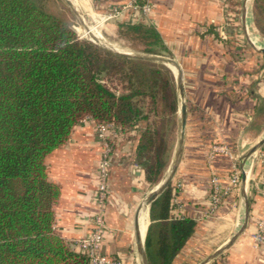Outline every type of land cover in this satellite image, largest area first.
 Wrapping results in <instances>:
<instances>
[{
    "label": "crops",
    "instance_id": "obj_1",
    "mask_svg": "<svg viewBox=\"0 0 264 264\" xmlns=\"http://www.w3.org/2000/svg\"><path fill=\"white\" fill-rule=\"evenodd\" d=\"M149 1V14L127 8L104 27L114 31L119 23L153 24L182 68L187 125L182 159L171 184V213L191 217L197 224L174 263L202 264L244 225L246 203L241 184L224 197L214 214H208V209L213 178L218 176L229 186L235 170L242 171L243 157L264 137V125L259 126L264 115V52L249 46L245 0ZM128 2L80 0L83 11L91 16ZM250 39L262 45L252 36ZM97 124L91 117L83 119L69 139L45 158L49 179L61 188L55 226L62 236L75 241L90 235L101 216L105 226L102 252L123 264H141L136 215L152 191L135 159L144 123L117 137L105 203L97 196V171L103 154ZM251 158L248 224L228 248L206 264H263L264 249L256 246L254 234L264 217L260 191L264 186V145ZM148 213L149 208L144 233Z\"/></svg>",
    "mask_w": 264,
    "mask_h": 264
},
{
    "label": "trees",
    "instance_id": "obj_2",
    "mask_svg": "<svg viewBox=\"0 0 264 264\" xmlns=\"http://www.w3.org/2000/svg\"><path fill=\"white\" fill-rule=\"evenodd\" d=\"M254 15L264 35V0ZM119 27L144 41L140 51L171 56L153 24ZM178 114L167 65L106 51L32 0H0V264H90L56 229L61 188L46 156L87 117L123 130L143 122L135 159L155 186L171 163ZM172 207L170 185L150 207L149 264H175L195 231L196 220Z\"/></svg>",
    "mask_w": 264,
    "mask_h": 264
},
{
    "label": "built area",
    "instance_id": "obj_3",
    "mask_svg": "<svg viewBox=\"0 0 264 264\" xmlns=\"http://www.w3.org/2000/svg\"><path fill=\"white\" fill-rule=\"evenodd\" d=\"M127 8L141 9L145 14H149L152 11V5L149 0H129L128 4L114 7L106 14H97L96 21L98 23H105L110 19L117 18L121 16ZM122 131L123 129L113 122L107 123L98 121L97 137L103 144V154L97 171L99 182L97 196L100 203H105L108 197L111 155L117 137ZM241 177L242 171L236 169L231 176V183L227 187L222 184L218 176L213 178L208 214H214L222 204L224 197L240 187ZM260 191L264 196V186L261 187ZM257 227L258 229L254 234L255 243L257 247L264 249V217L259 220ZM104 233L105 226L103 219L101 216H98L94 231L88 236L72 241V244L74 248L89 257L90 264H123L120 259L108 256L102 252L101 248Z\"/></svg>",
    "mask_w": 264,
    "mask_h": 264
},
{
    "label": "water",
    "instance_id": "obj_4",
    "mask_svg": "<svg viewBox=\"0 0 264 264\" xmlns=\"http://www.w3.org/2000/svg\"><path fill=\"white\" fill-rule=\"evenodd\" d=\"M69 8L77 15L79 18L81 24L84 26L85 29H89V26L87 22L84 19V16L80 9L76 6L74 1L72 0H63ZM247 17V10L245 6V12H244V20L246 22ZM89 39L99 45L101 48H103L106 51L113 52L116 54L124 55L131 58H136L140 60L145 61H152V62H159L167 65L169 68H171L177 78V84L178 89L181 97V105H180V133L178 137L177 147L175 151V156L172 160V163L168 169V172L166 176L163 178V180L147 195V197L144 199L142 204L140 205L137 215H136V237H137V245L141 257L142 264H149L147 252H146V246H145V238L142 236L141 229H140V220L139 215L140 211L143 207H150L155 200H157L165 191L166 189L172 184L174 177L178 171L183 149H184V140H185V134H186V125H187V105L185 100V93H184V85H183V78H182V68L180 64L171 57L163 56V55H156V54H148V53H130V52H124L120 51L114 47H111L107 44H104L100 42L94 35L90 36ZM249 43L251 46L256 49L257 51L261 52L258 47L255 46V44L252 42V40L248 37ZM262 53V52H261ZM264 145V137L260 139L243 157L242 159V181L241 186L244 191L245 196V203H246V215H245V221L244 225L241 227V229L238 231V233L229 241L227 245L217 250L215 253H213L206 261H204L202 264L208 263L211 259L215 258L218 254H220L224 249L228 248L230 244L237 238V236L244 231L248 224V218H249V200L247 197V174L244 170V163L251 158L254 154H256Z\"/></svg>",
    "mask_w": 264,
    "mask_h": 264
},
{
    "label": "rangeland",
    "instance_id": "obj_5",
    "mask_svg": "<svg viewBox=\"0 0 264 264\" xmlns=\"http://www.w3.org/2000/svg\"><path fill=\"white\" fill-rule=\"evenodd\" d=\"M32 1H34L37 5H39L41 8H43L47 12H49V13L59 17L63 21H65L82 38L89 39V37L87 35H85V33L83 32V28H81V27H83V25L81 24L79 18L63 0H32ZM72 1L75 2L76 6L82 12L84 19L87 22V24H90V26H92L96 30H98L97 32L104 38V40L108 44L113 45L114 47H116L120 51L130 52V53H144L140 50L145 48V43H144V41H142V39L138 38L134 33H132V32L127 33V32H124V30H120V27H119L120 23L118 24V27L114 31H111L110 28L104 27L105 23H98L96 21V15L93 16V14H92V16H91V15L85 13L83 11L81 4H80V0H72ZM245 5H246L247 14H248V16H247L248 21L245 22L246 30L248 31L247 32L248 37L250 38L251 36H256L260 42L264 43V35L260 32V30L258 29L256 22H255L254 10L256 8V0H245ZM93 17H95V18H93ZM247 17H246V19H247ZM247 23H248V26H247ZM248 43H249V40H248ZM249 46H251L250 43H249ZM163 56L173 58L172 56H168V55H163ZM174 74H175V72H174ZM175 78H176V74H175ZM176 86H177L178 99H179V114H178V129H177V131L172 132V134L170 135L171 142H172V144H171V154H172L171 163H172V160L175 156L178 137H179V133H180V122H181V118H180L181 97H180V93H179V89H178L177 78H176ZM164 116H165L164 112L162 111L159 119H162ZM263 125H264V115L260 119V123H259V126L262 127ZM144 126H145V123H144ZM168 128H170L169 125H168ZM171 163H170V165H171ZM170 165H169V167H170ZM168 169L165 172L163 178L166 176ZM163 178L161 179V181L163 180ZM157 185L154 186V185L150 184V188H152V190H153ZM150 207H149V213H148V227H149L150 222H151ZM148 227L145 230V233L143 235L145 238H146L145 234H147ZM141 264H142V262H141Z\"/></svg>",
    "mask_w": 264,
    "mask_h": 264
},
{
    "label": "bare ground",
    "instance_id": "obj_6",
    "mask_svg": "<svg viewBox=\"0 0 264 264\" xmlns=\"http://www.w3.org/2000/svg\"><path fill=\"white\" fill-rule=\"evenodd\" d=\"M75 3V2H74ZM89 26V29H85L84 26L81 27L83 28V32L85 33V35H87L88 37L94 35L98 40H100V42L104 43V44H107L111 47H114L113 45L111 44H108L104 38L97 32L98 30H96L94 27L90 26V24H88ZM250 31V30H249ZM260 36V35H259ZM258 36V37H259ZM256 41H258L259 43H261L262 45H264V43L260 42L259 39L256 37V36H252ZM251 38V37H250ZM252 40V39H251ZM263 40V39H262ZM252 42L254 43V41L252 40ZM256 47H258V49L261 51V52H264V46L262 45H257L256 43H254ZM116 48V47H114ZM117 49V48H116ZM251 167H252V158L248 159L245 164H244V170L246 172V174L248 175L251 171ZM148 210V207H143L142 208V211L140 213V217H139V220H140V229H141V233H142V236L144 234V216H145V213L146 211ZM146 219V218H145ZM146 225V224H145ZM146 228V227H145ZM144 237V236H143Z\"/></svg>",
    "mask_w": 264,
    "mask_h": 264
}]
</instances>
